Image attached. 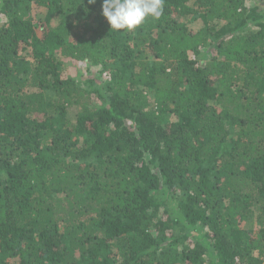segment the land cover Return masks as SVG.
<instances>
[{"label": "trees", "instance_id": "obj_1", "mask_svg": "<svg viewBox=\"0 0 264 264\" xmlns=\"http://www.w3.org/2000/svg\"><path fill=\"white\" fill-rule=\"evenodd\" d=\"M101 5L0 0V264H264V6Z\"/></svg>", "mask_w": 264, "mask_h": 264}, {"label": "clouds", "instance_id": "obj_2", "mask_svg": "<svg viewBox=\"0 0 264 264\" xmlns=\"http://www.w3.org/2000/svg\"><path fill=\"white\" fill-rule=\"evenodd\" d=\"M95 4L96 0H88ZM102 16L113 30H135L148 17L158 19L163 14L164 0H102Z\"/></svg>", "mask_w": 264, "mask_h": 264}, {"label": "rangeland", "instance_id": "obj_3", "mask_svg": "<svg viewBox=\"0 0 264 264\" xmlns=\"http://www.w3.org/2000/svg\"><path fill=\"white\" fill-rule=\"evenodd\" d=\"M256 1L261 6H264V0H256ZM66 71L72 77H77L79 81H81L82 76L85 77V76H87L89 74V72L87 71V66L83 62H68L67 66H66ZM91 72L92 73H96V69L93 67L91 69ZM71 114L76 115L77 114V110L76 109H72L71 110ZM166 204L168 205V207H169V205H171V207H172L173 203L170 200L169 202L167 201ZM172 217H176L175 212L173 213ZM187 233H188V230H187Z\"/></svg>", "mask_w": 264, "mask_h": 264}]
</instances>
